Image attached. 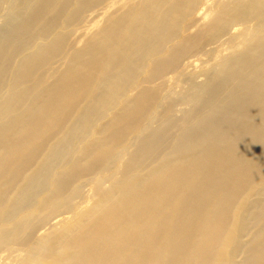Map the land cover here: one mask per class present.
Listing matches in <instances>:
<instances>
[{
	"label": "bare ground",
	"instance_id": "obj_1",
	"mask_svg": "<svg viewBox=\"0 0 264 264\" xmlns=\"http://www.w3.org/2000/svg\"><path fill=\"white\" fill-rule=\"evenodd\" d=\"M102 1L0 0V261L264 264V0L217 4L193 32L198 0H143L73 49L69 29ZM249 20L202 84L179 78ZM90 178L96 200L77 212Z\"/></svg>",
	"mask_w": 264,
	"mask_h": 264
},
{
	"label": "rangeland",
	"instance_id": "obj_2",
	"mask_svg": "<svg viewBox=\"0 0 264 264\" xmlns=\"http://www.w3.org/2000/svg\"><path fill=\"white\" fill-rule=\"evenodd\" d=\"M118 1V0H117ZM123 1V2H122ZM119 0L118 3L109 8L105 13L103 5H108L110 0H105L99 3L92 11H84L80 14L75 25L69 29V42L73 49H78L86 42V40L96 33L106 22L107 17L112 16L117 18L120 15L124 14L126 11L138 8L143 0ZM171 2L174 0H170ZM226 0H198L193 6V15L197 14L204 15V20H197L196 24L189 28V32H193L197 25L208 22L212 20L217 14V4H220ZM120 2V3H119ZM103 3V4H102ZM105 3V4H104ZM167 7L164 6L162 10ZM8 6L5 5V8L0 13V31L3 29L4 17L7 12ZM5 12V13H4ZM4 13V14H3ZM103 13V14H99ZM254 21L249 20L243 24H231L210 44H205L197 53H191L186 56L180 62V67L178 70V76L180 79H186L191 77L195 84H202L205 79V71L215 66L219 60L229 54L231 50L230 47L235 48V50H241L243 45L248 44V39L252 34ZM68 56V55H66ZM65 57V56H64ZM62 57L60 63H57V71H62L67 63V58ZM55 68L54 66H52ZM53 70V69H52ZM53 72L49 71L45 74V81L50 83L53 79ZM48 74V76H47ZM175 74L168 73L165 76V86L166 91L169 94L178 96L181 94L185 88H182L180 82L175 83L174 78ZM186 104H176L174 111L176 115H180L184 110L187 109ZM132 148V147H131ZM130 148V150H131ZM118 169L120 171L121 165L119 163ZM118 171V173H119ZM115 177H119V174H116ZM108 183H104L103 187H107ZM93 180L90 178L86 181V184L82 188L81 198L75 201V206L77 212L86 211L96 200V197L93 194ZM67 217L66 214H63L50 222L51 225L45 226L38 233H44L46 228L48 229L52 225H56L61 220ZM244 239H247L245 237ZM15 250L18 252L16 255L9 253L5 254L4 258L0 261V264H24L26 251L23 252L17 248ZM29 264H36L35 262H30Z\"/></svg>",
	"mask_w": 264,
	"mask_h": 264
}]
</instances>
